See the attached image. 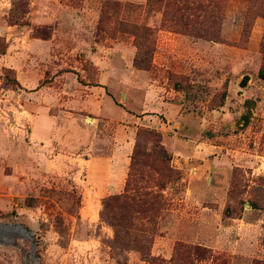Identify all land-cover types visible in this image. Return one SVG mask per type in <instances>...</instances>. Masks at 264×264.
Instances as JSON below:
<instances>
[{
    "label": "rangeland",
    "instance_id": "rangeland-1",
    "mask_svg": "<svg viewBox=\"0 0 264 264\" xmlns=\"http://www.w3.org/2000/svg\"><path fill=\"white\" fill-rule=\"evenodd\" d=\"M172 1L0 0V264H148L138 244L169 264L179 243L209 251L194 264H264V0L187 18ZM146 130L170 159L132 165ZM89 138L132 145L112 185ZM134 169L164 202L150 244L107 218Z\"/></svg>",
    "mask_w": 264,
    "mask_h": 264
},
{
    "label": "trees",
    "instance_id": "trees-1",
    "mask_svg": "<svg viewBox=\"0 0 264 264\" xmlns=\"http://www.w3.org/2000/svg\"><path fill=\"white\" fill-rule=\"evenodd\" d=\"M172 6L176 12H179L183 17L187 18L186 15L188 14V16H193L194 12H206L207 8L214 7L215 0H173ZM201 23L202 26L196 31L198 36L211 38L216 36L218 30L211 29L206 24H203L207 22L202 21ZM146 30L148 29L144 26L137 27L135 32L136 37L141 35V33H146ZM137 47L138 54L134 59V63L140 68H146L147 65L144 64L145 59L143 56L147 55L150 49H143L141 44H138ZM258 76L264 81V66L260 68ZM143 133L151 136V147L150 149H143L142 146L136 144L131 154L132 165H135L138 157H141L142 163L146 162V160L153 155L159 156L160 160L170 159L169 153L156 138V132L146 130ZM152 165L153 163H150L145 166L153 170ZM134 172L139 176V182L131 184L127 181L124 193L113 195L112 199L106 202L105 205H108L113 201L115 206V211L107 218H109V223L115 229L116 239H121L123 233L132 237L141 234L140 237L144 236L145 241L150 244L153 236L149 232L153 229L147 228V226L154 224L155 218L164 205V202L162 196L151 188L152 185H147V180L145 179L148 178L146 174L150 171L147 172L145 169H134ZM135 248L142 253L148 264L161 263L159 257L146 254V246L138 244ZM208 252L209 251H206V249L199 245L190 246L179 243L175 247L173 258L170 260L169 264H194L198 259L205 258V256L209 254ZM211 256L212 254H210V257Z\"/></svg>",
    "mask_w": 264,
    "mask_h": 264
},
{
    "label": "crops",
    "instance_id": "crops-1",
    "mask_svg": "<svg viewBox=\"0 0 264 264\" xmlns=\"http://www.w3.org/2000/svg\"><path fill=\"white\" fill-rule=\"evenodd\" d=\"M117 140V139H116ZM88 144H90V149H92V154L90 159H85L87 165H110V177L107 180L110 185H112L113 180L115 178H118L117 173L120 172V165H129V155L131 153V143L130 145H123L122 142H111V146L107 148L108 152L103 153V149H100V146L98 144V138L96 140H93L92 138H89ZM128 149V151H127ZM89 150V147H88ZM179 168L183 169L182 166H179ZM127 166L121 171L122 173L120 176L122 177V181L124 180V176L126 175ZM196 176L199 178H202V173L196 172Z\"/></svg>",
    "mask_w": 264,
    "mask_h": 264
}]
</instances>
